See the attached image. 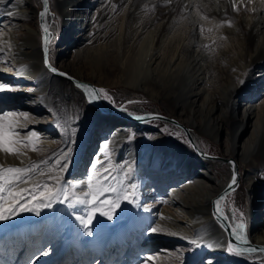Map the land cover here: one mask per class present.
I'll use <instances>...</instances> for the list:
<instances>
[{
    "label": "bare ground",
    "instance_id": "bare-ground-1",
    "mask_svg": "<svg viewBox=\"0 0 264 264\" xmlns=\"http://www.w3.org/2000/svg\"><path fill=\"white\" fill-rule=\"evenodd\" d=\"M111 1L117 0H57L66 34L63 48L56 47L57 66L79 78L94 81L103 75L111 78L108 84L140 87L168 114L222 143L224 153L234 154L246 170L247 237L257 249L264 248V209L257 216L264 205V181L256 178L264 169V0H236L239 11L233 10V0L230 4L228 0H171L173 7L167 15L164 7L156 9L157 2L165 0H144L152 3V12L160 14L157 25L162 31L155 55L150 32L144 38L146 44L138 46L134 61L126 49L114 53L115 46L121 47L117 36L129 9L125 3L132 0H123L120 18L114 21L113 17L110 28L117 29L113 41L94 42V18ZM32 13L29 0H0V82L12 89L0 93V113L28 112V121L21 118V122L39 137L34 140L35 151L29 144L21 149L20 157L0 153V165L26 167L71 147L70 167L62 174L63 180L79 185L97 160L113 176L122 175L120 166L126 170L131 164L126 183L138 184L140 207L122 200L112 220L97 213L88 226L92 235L78 219L87 218L91 205L78 203L74 208L67 202L54 203L41 209L40 215L26 212L0 221V264H144L149 256L153 259L147 264H264L262 251L248 257L227 251L226 232L210 211L216 183L206 164L160 136L152 142L158 145L156 153L145 147L141 154L138 127L94 115L88 120L87 115L95 110L84 105L70 82L39 67ZM188 44L191 47L182 56L179 50ZM112 59L118 64L111 66ZM145 82L156 92L148 90ZM26 131L21 132V139ZM89 152L93 157L83 166ZM110 182L114 183L111 178ZM87 190L86 184L73 189L77 194ZM105 198L114 194L105 192L100 199ZM129 211H134L133 218L128 219ZM21 220L15 227L8 223ZM151 227L160 231L152 233ZM44 251L48 255H42Z\"/></svg>",
    "mask_w": 264,
    "mask_h": 264
},
{
    "label": "snow or ice",
    "instance_id": "snow-or-ice-1",
    "mask_svg": "<svg viewBox=\"0 0 264 264\" xmlns=\"http://www.w3.org/2000/svg\"><path fill=\"white\" fill-rule=\"evenodd\" d=\"M166 3H170L171 0H165ZM251 2V0H249ZM43 10L39 13L41 20L49 14V0H42ZM232 8L234 11H239L236 0H233ZM247 10V9H245ZM9 16L13 13L9 12ZM208 19V17H202ZM228 26H232V22L228 21ZM42 31L44 33V54L45 66L53 73H57L58 70L53 67L48 60V44H49V28L46 24H41ZM203 31V27H201ZM211 31V29H209ZM3 49L0 48V52ZM59 75L66 76V73H58ZM71 79V77H69ZM243 84V81H240ZM77 87L85 90L88 96V101L91 103L94 100L104 98L111 100L108 92L101 88H92L86 84H80L77 82ZM11 87L4 82H0V93L11 91ZM21 118L24 121H28V112H17V111H4L0 113V153L12 155L16 157L22 156L24 153L21 151L23 147H28L29 144L32 146V150L35 151V139H39L37 133L34 130L28 129L27 123H22ZM137 119H144V117H136ZM159 116H153L152 119H159ZM57 127L60 124L57 123ZM27 129L23 139H21V132ZM76 129H72V136L75 137ZM27 141V143H25ZM74 142V140H73ZM104 156H108V143L103 145ZM72 148L67 147L53 153L50 160H43L39 163L31 162L26 167L9 166L4 167L0 165V221H7L20 215L21 213L34 212L36 215H40L41 209L51 208L54 203H65L69 208H74L76 204L91 205L87 218L78 217L80 222L88 229L87 234L92 235L91 230L88 228L92 224V221L97 213L101 216L107 217L108 220L113 219V214L117 208L120 207L121 201H127L132 204L135 203L136 207H140L138 201V184L126 183L132 174V165L128 164L126 170L124 166H120L121 174L112 175L109 171V167H106L102 162L97 160L91 164V174L87 176L85 182H81L79 185L71 184L63 180V175L70 167ZM51 161V163H50ZM23 163V162H22ZM99 164V167L97 166ZM44 165V168H41ZM53 170H55L53 174ZM115 171V169H113ZM44 177L47 175V180H36V176ZM114 181V183L110 182ZM51 181V183H49ZM86 184L87 192L77 194L73 189L80 187L83 188ZM237 184L236 176L233 175L229 190L234 191V186ZM105 192L113 193L114 198L100 199ZM224 199L221 196L215 201L216 205L220 204V201ZM147 211V209H145ZM236 209H233L235 213ZM241 221L243 220L244 213H239ZM245 223L240 222L235 224L233 233L239 241L247 243L244 236ZM152 233L160 231L158 227H151ZM175 235V233H170ZM191 243L196 244L195 240ZM264 252V248L257 249L249 247L247 249H240L238 246L228 243L227 251L229 253H235L236 255H242L244 251L247 252ZM42 255H48L47 251L41 253ZM152 256L147 257L144 264L147 261H151ZM205 264H211L210 261H206Z\"/></svg>",
    "mask_w": 264,
    "mask_h": 264
},
{
    "label": "water",
    "instance_id": "water-1",
    "mask_svg": "<svg viewBox=\"0 0 264 264\" xmlns=\"http://www.w3.org/2000/svg\"><path fill=\"white\" fill-rule=\"evenodd\" d=\"M29 2L33 10L34 43L39 67L48 75L68 80L71 87L82 96L84 105L94 109L99 118L120 120L144 130L157 131L160 133L162 141L186 149L193 157L206 164L216 183V194L211 199L210 211L216 222L225 230L227 243L231 242L240 249L257 248V244L252 243L247 237V191L241 188L245 169L238 158L234 154L226 155L219 141L213 139L207 133L182 122L171 114H167L160 102L150 97L142 88L125 83H98L91 79L79 78L57 66L56 47L62 40L65 24L57 0H49V14L43 21L39 16V13L43 10L42 0H29ZM42 23L49 28L48 60L58 70L57 73L51 72L44 63ZM58 73H66L67 75L62 76ZM77 82L89 85L92 88L105 89L111 100L100 98L90 103L85 90L76 86ZM138 116L144 117V119H137ZM153 116H159L160 118L152 119ZM233 175L237 179L234 191L229 190ZM221 196H224V199L220 201L219 205H216L215 201ZM233 209H236L235 213ZM241 211L244 213L242 221L239 216ZM240 222L245 223L243 234L247 243L237 240L233 233L235 224ZM251 253L244 251L239 256L248 257Z\"/></svg>",
    "mask_w": 264,
    "mask_h": 264
},
{
    "label": "rangeland",
    "instance_id": "rangeland-1",
    "mask_svg": "<svg viewBox=\"0 0 264 264\" xmlns=\"http://www.w3.org/2000/svg\"><path fill=\"white\" fill-rule=\"evenodd\" d=\"M232 0H228L227 3L230 4ZM124 1L123 0H117V1H111L110 3H105L103 4V10L102 12H100L97 16H95V20L93 21V29L95 28L94 32H96V36L94 37V42H96L97 40H112L113 41V37L116 36V30H114V27L113 28H110V25H112L114 23V21L118 20V18H120L121 16V10H122V7L124 5ZM130 4V5H129ZM125 3V5H127V7H129L128 10H126V14L127 16H123L124 18V22L122 23V27L120 28V32H119V36H117L120 40V49L118 47H114L116 52H114L115 54L116 53H120V52H124L127 51L128 52V55H130V58L134 61V54L136 53V51L139 49L140 46H144V44H146V38L147 37V34H150L153 33L154 35V50H153V53H152V56H154L157 52V49L156 46H157V40H158V37L161 33V27H158L159 25H157V21H159V17H160V14H157L156 12H152L154 11L153 10V5L152 3L149 1H144V0H137V1H134L132 0L130 3ZM129 5V6H128ZM214 5V3H213ZM212 3L210 4V6L212 7L213 6ZM152 6V7H151ZM157 8L156 9H159V8H165L166 10V15L168 14V12L170 10H172V5H170V3H166L164 1L162 2H157L156 4ZM161 6V7H160ZM133 7V9H131ZM167 7V8H166ZM216 5L214 6V9H215ZM213 8V7H212ZM152 9V10H151ZM133 12V13H132ZM153 14H152V13ZM137 13V14H136ZM141 13V14H139ZM135 14V15H134ZM139 16H136L138 15ZM154 17H152L151 16ZM155 14V15H154ZM115 15V16H114ZM118 17H117V16ZM134 15V16H133ZM142 16V17H141ZM113 17L114 18V21H113ZM4 18H7V15L4 16ZM117 18V19H116ZM156 18V20H155ZM158 18V19H157ZM165 18V17H164ZM127 21H126V20ZM137 19V20H136ZM140 19V20H138ZM107 20V21H106ZM139 21V23L135 22V21ZM111 21V23H110ZM126 22V23H125ZM134 22V23H133ZM124 24V25H123ZM156 24V25H155ZM139 25V26H138ZM142 25V26H141ZM154 26V27H153ZM156 26V27H155ZM123 28V29H122ZM149 28V29H148ZM155 28V29H153ZM160 28V29H159ZM97 29V30H96ZM107 29H111L110 31L108 30V33H107ZM153 30L155 32H152L150 30ZM123 30V31H122ZM123 32V33H122ZM146 32V33H145ZM158 32V33H156ZM111 33V34H110ZM122 34V35H121ZM156 34V35H155ZM158 34V35H157ZM186 34V33H185ZM190 34V32H188L186 35ZM93 35H95V33H93ZM121 35V36H120ZM101 36V37H100ZM108 36V38L106 39V37ZM110 36V37H109ZM146 36V37H145ZM157 36V37H156ZM65 37H66V34H64V36L62 37V40L61 42L57 45L59 48H63V45L65 44ZM104 37V38H103ZM121 37V38H120ZM100 38V39H99ZM143 38V39H142ZM141 39V40H140ZM130 45V46H129ZM128 46V47H127ZM139 46V47H138ZM138 47V48H137ZM191 46H189V44L186 46V47H182L180 48L179 50V53L182 55V56H186V53H187V49L190 48ZM134 48V49H133ZM184 48L186 50H184ZM129 49V50H128ZM131 49V50H130ZM183 49V50H182ZM121 50V51H119ZM132 52V53H130ZM117 61V60H116ZM114 59L110 60V65L111 66H115L114 63L118 64ZM114 64V65H113ZM132 68V67H131ZM131 70V69H130ZM129 70V71H130ZM111 79L110 77H106V76H103L101 77V80L99 79H95L94 81L95 82H98V83H103V84H108L110 82ZM144 85L148 88V90L150 91H153V92H156L155 89L151 86V84L145 82ZM151 87V88H150ZM8 97H13L12 93L8 94ZM161 104V103H160ZM162 107L164 108V106L162 105ZM164 110L166 111V109L164 108ZM96 112V111H95ZM92 113L90 114L89 116L87 115L88 117V120H91V117L93 116L94 118H98V115H97V112L96 113ZM166 113L168 114V112L166 111ZM137 127V126H135ZM139 128V127H138ZM139 137V146H143V150L140 151V153L144 154V148L146 147L147 150H150V153L151 154H154L157 152V149H158V145L152 143L158 136H160V133L157 132V131H153V130H144L142 128H139V135H137ZM95 143L99 144V139L96 138L95 139ZM220 143V142H219ZM221 147H222V150L224 152V148H223V144L220 143ZM93 152V151H92ZM93 155L91 154V152H89V155H87V159L84 160V165L83 166H86L88 164V161L89 159H92ZM245 169V168H244ZM246 172V170H245ZM245 172H244V175H243V179H242V183H241V188L244 190L247 191V188L246 186L244 185V177H245ZM261 175H257V179L259 180V182H263L264 181V169L263 171L260 172ZM263 199V197L261 198V200ZM263 209H264V205L262 206V204L260 205V207L258 208V213H257V216L259 215H262V212H263ZM31 215H27L26 218L30 217ZM135 216V213L134 211H129V214H128V219L130 218H133ZM24 220H21L17 223H15V221H12V222H8L12 227H15L17 226L18 224H20V222H22ZM3 233L2 232V228H0V234Z\"/></svg>",
    "mask_w": 264,
    "mask_h": 264
}]
</instances>
